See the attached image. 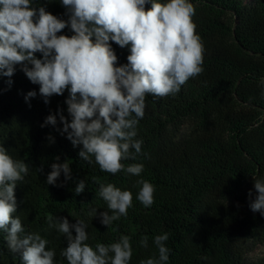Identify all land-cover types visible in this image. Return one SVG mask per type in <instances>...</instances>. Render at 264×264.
I'll return each mask as SVG.
<instances>
[{"label": "trees", "instance_id": "1", "mask_svg": "<svg viewBox=\"0 0 264 264\" xmlns=\"http://www.w3.org/2000/svg\"><path fill=\"white\" fill-rule=\"evenodd\" d=\"M190 2L204 45V72L189 79L175 96L146 97L136 139L143 140L142 153L147 156L123 161L125 167L143 164L140 176L102 172L94 158L91 164L82 160L78 155L82 145L73 147L67 134L57 130L63 128L59 115L56 126H41L60 110L71 121L67 90L45 104L23 64L15 66L11 78L0 76V146L14 160L29 165L14 190V216L21 219L25 234L38 232L49 241L47 248L56 252L55 264H67L60 255L67 239L49 228V217L67 218L73 225L82 221L89 235L86 243L94 249L97 243L108 245L129 236L133 250L129 264L158 258L153 241L164 233L169 234L167 264H264V258L252 257L264 246V216L250 209L257 195L254 181H264V0ZM32 7L68 19L61 0H33ZM73 34L70 27L58 33ZM110 43L118 57L116 66L127 64L129 47ZM36 56L42 58L40 53ZM30 91L37 95L26 100ZM65 162L71 179L61 173L55 185L47 184L51 165ZM141 178L155 187L151 207L136 199ZM80 180L86 187L76 195ZM100 183L133 195L127 216L109 227L100 222V213L108 211L98 195ZM71 232L75 236L74 228ZM144 236L147 248L140 246ZM0 264H23L21 254L8 249L2 231Z\"/></svg>", "mask_w": 264, "mask_h": 264}, {"label": "clouds", "instance_id": "2", "mask_svg": "<svg viewBox=\"0 0 264 264\" xmlns=\"http://www.w3.org/2000/svg\"><path fill=\"white\" fill-rule=\"evenodd\" d=\"M61 3L67 20L43 7L37 10L32 7L33 0H0V76L11 78L15 66L23 64L26 77L39 85L45 104L53 95H63L67 90L65 103L71 121L60 110L48 115L41 126H56L59 115L63 128L57 130L67 134L73 147L82 145L78 153L82 160L91 164L94 158L102 172L114 175L126 171L140 176L143 164L125 167L123 161L143 154V140L136 137L138 123L145 115L146 97L175 96L189 79L204 72V45L193 20L195 7L190 0ZM66 27L74 34L58 35ZM110 42L129 47L127 64L116 66L118 57ZM36 53L42 58H37ZM36 95L30 91L25 99ZM28 172V164L14 160L0 146V231L6 234L8 249L21 254L23 264H55L56 252L47 248L49 241L38 232L25 234L21 219L14 216V190ZM61 173L66 180L71 179L68 162L51 165L47 184L55 185ZM93 180L99 183L98 178ZM137 185L140 188L136 199L144 207H151L154 185L143 178ZM85 187V181L80 180L75 194L83 193ZM254 188L257 195L250 209L264 216V181L255 179ZM98 195L107 203L108 211L100 213V222L107 227L126 217L132 207V193L111 183H100ZM48 222L49 228H55L67 239V247L60 253L67 264H129L132 258L127 235L108 245L97 243L94 249L86 243L89 235L82 221L73 225L67 218L54 221L49 217ZM168 239V233L156 235L153 242L158 258L141 260L140 264H167ZM140 246L148 247L147 236L141 238Z\"/></svg>", "mask_w": 264, "mask_h": 264}, {"label": "rangeland", "instance_id": "3", "mask_svg": "<svg viewBox=\"0 0 264 264\" xmlns=\"http://www.w3.org/2000/svg\"><path fill=\"white\" fill-rule=\"evenodd\" d=\"M147 7V6H146ZM254 258H264V246H259L253 253Z\"/></svg>", "mask_w": 264, "mask_h": 264}]
</instances>
